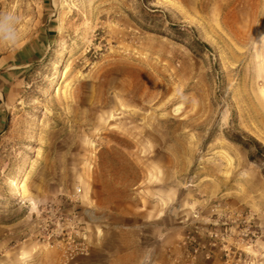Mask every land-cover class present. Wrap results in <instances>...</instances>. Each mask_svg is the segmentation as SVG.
I'll use <instances>...</instances> for the list:
<instances>
[{"label":"rangeland","instance_id":"374dc122","mask_svg":"<svg viewBox=\"0 0 264 264\" xmlns=\"http://www.w3.org/2000/svg\"><path fill=\"white\" fill-rule=\"evenodd\" d=\"M0 14V264H264V0Z\"/></svg>","mask_w":264,"mask_h":264},{"label":"crops","instance_id":"0c3cea01","mask_svg":"<svg viewBox=\"0 0 264 264\" xmlns=\"http://www.w3.org/2000/svg\"><path fill=\"white\" fill-rule=\"evenodd\" d=\"M119 220V219H118ZM130 221L129 220H125V221H122V223L120 222V221H114V220H112V221H109L108 223H109V227L111 226L112 228H120V227H124L123 229H128V228H126V225L129 223ZM118 226H120V227H118ZM105 235H108V232H106L105 233ZM101 251H103V252H101L102 254L103 253H107V263L106 264H114L115 263V253H114V251H112V250H101ZM95 252H90V256L92 257L93 256V254H94ZM145 254V253H144ZM143 254V255H144ZM147 254V253H146ZM145 254V255H146ZM87 255V254H86ZM140 258H141V253H140V256H139V259H138V262H139V260H140ZM92 263H96L95 262V259L93 258L92 259ZM131 264H137V262H132Z\"/></svg>","mask_w":264,"mask_h":264},{"label":"trees","instance_id":"16d2710c","mask_svg":"<svg viewBox=\"0 0 264 264\" xmlns=\"http://www.w3.org/2000/svg\"><path fill=\"white\" fill-rule=\"evenodd\" d=\"M233 141L237 142L239 144H243L245 147H247V145L244 142H242V140L240 138L234 139ZM253 141H254L255 145H257L260 148V150H261L262 148H261L260 144L257 141H255V140H253Z\"/></svg>","mask_w":264,"mask_h":264},{"label":"clouds","instance_id":"9594fccd","mask_svg":"<svg viewBox=\"0 0 264 264\" xmlns=\"http://www.w3.org/2000/svg\"><path fill=\"white\" fill-rule=\"evenodd\" d=\"M0 18L4 20H11L13 17L11 16V14H0Z\"/></svg>","mask_w":264,"mask_h":264}]
</instances>
